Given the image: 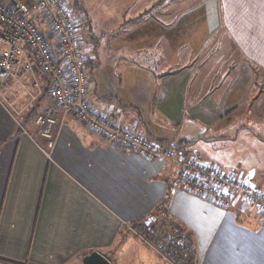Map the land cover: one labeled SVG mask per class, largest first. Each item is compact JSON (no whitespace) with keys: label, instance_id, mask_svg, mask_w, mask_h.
I'll return each instance as SVG.
<instances>
[{"label":"crops","instance_id":"obj_1","mask_svg":"<svg viewBox=\"0 0 264 264\" xmlns=\"http://www.w3.org/2000/svg\"><path fill=\"white\" fill-rule=\"evenodd\" d=\"M66 2L90 51L94 107L169 142L175 159L238 170L264 190V0ZM24 64L0 97V264H82L94 251L123 264L126 237L145 219L180 226L196 264H264L258 208L238 198L225 210L173 189L179 164L122 150L62 114L50 149L35 124L53 105L49 82ZM254 155L257 165L247 168ZM165 254L152 264L183 263Z\"/></svg>","mask_w":264,"mask_h":264},{"label":"built area","instance_id":"obj_2","mask_svg":"<svg viewBox=\"0 0 264 264\" xmlns=\"http://www.w3.org/2000/svg\"><path fill=\"white\" fill-rule=\"evenodd\" d=\"M31 1L39 9L43 25L37 22V16L27 15L30 8L23 0H0V97L10 79L20 81L23 77L13 69L24 59V73L38 68L49 82L53 105L36 116L35 124L50 149L55 144L57 116L62 114L80 120L122 150L152 161L173 159L168 145L152 140L142 130L121 125L92 105L91 78L86 72L90 51L82 42L80 16L66 0ZM35 85L38 87V82ZM180 162L178 175L171 180L173 189L199 196L225 210L239 198L246 206H256L264 216V190L238 170L226 171L195 156Z\"/></svg>","mask_w":264,"mask_h":264},{"label":"rangeland","instance_id":"obj_3","mask_svg":"<svg viewBox=\"0 0 264 264\" xmlns=\"http://www.w3.org/2000/svg\"><path fill=\"white\" fill-rule=\"evenodd\" d=\"M27 15L28 16H32V15L37 16L38 17L37 22L39 24L43 25L42 24L43 19H42V16H41L39 9L37 7H31L29 12L27 13ZM21 79L22 78H20L19 80H21ZM160 143L164 144V145H168L170 147V150H172L171 144H169V142H160ZM172 153H174V152L172 151ZM185 158H187V157H185ZM169 160L174 164H179V167H180V163H181L180 161L182 160V157L181 158L177 157V159H175L173 157V159H169ZM259 160H262V166L258 167V170L260 171V172H258V174L260 176L262 174V177L264 178V152L262 154H260ZM229 162H230L229 163L230 168H236L235 165H232L233 164V158L232 157L229 158ZM256 165H257V157L254 155L253 157L248 159V161L246 163V167L247 168H253ZM159 228H160L159 232L161 233L159 239H161V242L163 243L162 240H164L165 237H164V234L162 231H163V229H165L164 232H166L169 229H167V227H165V226L159 227ZM167 236H169V235H167ZM126 238L128 239L127 241H129L130 246H127L128 248L125 249L126 251H125L124 255L121 254V256H120V260L123 264H141L144 262H146V264H152V263L158 262L159 260H165L164 256H166V254L164 252L165 251L167 252V250H166L167 248H165V251L163 250L164 251L163 252L161 250V248L151 238L144 236L140 233L139 234L138 233H136V234L130 233ZM117 246H116V250L119 248V245H117ZM153 248L154 249L156 248L164 256L159 257L158 254L152 250ZM132 256H136L140 260H138V262H136V263L135 262L129 263V261L132 259Z\"/></svg>","mask_w":264,"mask_h":264},{"label":"trees","instance_id":"obj_4","mask_svg":"<svg viewBox=\"0 0 264 264\" xmlns=\"http://www.w3.org/2000/svg\"><path fill=\"white\" fill-rule=\"evenodd\" d=\"M24 2L28 8L35 7V5L33 4V2L31 0H25ZM192 143H193L192 141L185 142V144H187V145L192 144ZM158 224L159 223L150 224L145 219L143 221L140 220L137 223H133L132 227L138 233H140L144 236H147V237L151 238L152 240H154L153 237H155L156 241L154 240V242L161 248L162 251L164 250L163 247L167 246L166 247L167 248L166 250L168 251V252H166L167 255L173 256V258L177 262H179V263L183 262L182 264H196L194 252L193 251L191 252V250L189 251V249H190L189 245H192L190 236H184L182 233L183 231L180 229V226H178L176 223H169L168 225L171 227H169L168 228L169 230H167L166 232H163L165 238L162 241H165L168 238L169 239L167 240V242H165V243L163 242L164 245L163 244L161 245L162 242H161V239H159L160 233L158 230V228H159ZM167 235H169V236H167ZM184 241H186L187 243L186 244L183 243ZM91 253H89V254H91ZM89 254H86V256ZM186 254H189V255H186Z\"/></svg>","mask_w":264,"mask_h":264},{"label":"water","instance_id":"obj_5","mask_svg":"<svg viewBox=\"0 0 264 264\" xmlns=\"http://www.w3.org/2000/svg\"><path fill=\"white\" fill-rule=\"evenodd\" d=\"M15 5L17 9L20 8L17 2H15ZM82 264H112V263L106 256H104L98 251H94L83 259Z\"/></svg>","mask_w":264,"mask_h":264}]
</instances>
